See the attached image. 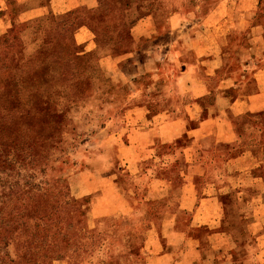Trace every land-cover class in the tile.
I'll list each match as a JSON object with an SVG mask.
<instances>
[{
	"label": "rangeland",
	"instance_id": "obj_1",
	"mask_svg": "<svg viewBox=\"0 0 264 264\" xmlns=\"http://www.w3.org/2000/svg\"><path fill=\"white\" fill-rule=\"evenodd\" d=\"M84 1L66 12L61 0H0V264H210L206 246L200 254L178 249L170 255L176 245L160 231L168 222L159 227L154 220L169 205H144L146 192L137 186L146 180L131 175L135 165L115 161V193L99 189L79 196L73 187L79 169L100 166L101 136L115 131L107 123L123 116L128 90L151 84V64L139 77L123 78L122 71H134L122 66L123 55L151 46L145 42L160 33L169 42L161 22L170 5L187 0ZM194 1L195 11L182 17L184 31L219 4L225 10L214 29L221 74H232L236 83L246 76L245 93H251V74L264 67V0ZM141 30L146 33L138 36ZM131 184L129 209L123 202ZM114 201V216L93 212ZM236 207L231 203L226 211L231 226L237 224ZM184 223L177 222V231ZM127 230L134 232L130 238ZM206 232L198 228L195 235Z\"/></svg>",
	"mask_w": 264,
	"mask_h": 264
},
{
	"label": "crops",
	"instance_id": "obj_2",
	"mask_svg": "<svg viewBox=\"0 0 264 264\" xmlns=\"http://www.w3.org/2000/svg\"><path fill=\"white\" fill-rule=\"evenodd\" d=\"M223 6L228 11L227 1ZM196 7L193 3L161 22L169 42L163 43L160 33L145 40L151 46L141 44L123 55L122 66L134 70L122 71L123 78L139 77L151 64V84L128 90L123 116L107 123L115 131L101 136L103 144L96 150L100 166L79 169L74 191L79 196L99 189L115 193L110 175L115 161L127 168L135 165L131 175L146 180L137 186L146 192L143 199L169 205L154 220L159 227L168 222L160 231L176 245L170 255L178 249L200 254L206 246L210 264H264V117L258 116L264 112V67L251 74L256 80L251 93H245L246 76L236 83L232 74H221L222 49L214 29L225 10L213 6L205 20L185 32L182 17ZM145 162L151 167H141ZM130 188L123 203L132 209L135 186ZM114 202H107V209L97 203L93 212L114 216ZM231 203L237 206L234 226L226 221ZM179 221L185 222L183 231H177ZM198 228L206 229V235H195ZM157 235L153 238L160 246Z\"/></svg>",
	"mask_w": 264,
	"mask_h": 264
},
{
	"label": "trees",
	"instance_id": "obj_3",
	"mask_svg": "<svg viewBox=\"0 0 264 264\" xmlns=\"http://www.w3.org/2000/svg\"><path fill=\"white\" fill-rule=\"evenodd\" d=\"M51 1V2H50ZM53 2H58V0H48V3H53ZM84 3H87V1H84L83 2V0H61V11H70L69 9H71L73 6H75L76 4H78V5H82V4H84ZM194 3V0H187V2L186 3H184V4H179V5H170L169 7V9L167 10V15L163 18V21L165 20V18H167L169 15H172V14H174V13H176V12H179V11H186L192 4ZM67 7H69L68 9H67ZM66 11V12H67ZM15 22V21H14ZM14 22H10V26H9V28L10 27H12L13 26V24H14ZM230 95H234V91L233 90H231L230 92ZM261 113H263V112H261ZM64 198L65 199H70V201H73V198H71V197H68L66 194L64 195ZM150 205V204H152V205H154L153 203H151V202H148V201H146L145 202V204L144 205ZM155 207L157 206V205H154ZM81 212H84L83 210L81 211ZM156 213V212H155ZM123 233L126 231V228H123V230H121ZM122 233V241H125L126 242V240H124V234ZM126 233V232H125ZM131 233H134V232H130V231H128L127 230V238H130V236H132V234ZM124 242V243H125ZM128 245H129V242H128Z\"/></svg>",
	"mask_w": 264,
	"mask_h": 264
}]
</instances>
